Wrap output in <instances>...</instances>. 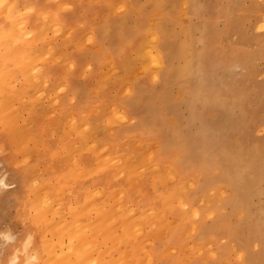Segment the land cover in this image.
<instances>
[{
    "label": "bare ground",
    "instance_id": "bare-ground-1",
    "mask_svg": "<svg viewBox=\"0 0 264 264\" xmlns=\"http://www.w3.org/2000/svg\"><path fill=\"white\" fill-rule=\"evenodd\" d=\"M128 1L138 11L135 17H117L118 0L89 2V16L80 12L85 0H20L22 6L0 0V138L5 143L0 180L9 174L15 183L0 195V230L8 227L19 239L34 233L41 256L69 255L59 264H131L136 258L126 259V252L148 259L149 251L164 254L170 246L182 251L179 240L192 238L204 251L207 240L234 234L217 201L226 202L229 195L201 156V135L198 139L199 134L182 128V121L168 120L160 91L152 85L157 77L150 68L159 50L147 44V13L175 0ZM92 23L104 45L102 56L84 47ZM163 23L157 26L159 49L166 50L160 79L169 84L175 72L195 75L194 91L205 68L194 57L175 66ZM72 83L77 94L95 99L70 110L66 92ZM224 94L219 99L226 102ZM127 100L140 123L121 129L126 117L121 106ZM209 127H202L204 133ZM38 154L48 158L41 168ZM22 162L34 163L32 168L43 174L59 173L57 183L28 173ZM236 198V204L245 199L242 192ZM212 213L216 216L207 223ZM47 223L49 235L40 230ZM113 253L125 260L109 261Z\"/></svg>",
    "mask_w": 264,
    "mask_h": 264
},
{
    "label": "rangeland",
    "instance_id": "rangeland-1",
    "mask_svg": "<svg viewBox=\"0 0 264 264\" xmlns=\"http://www.w3.org/2000/svg\"><path fill=\"white\" fill-rule=\"evenodd\" d=\"M183 1L185 2L175 0L160 11L154 6L147 13L146 22L151 35L147 44L150 49L153 47L159 50L158 59L150 68L154 77H157L152 85L160 91L161 104L166 107V112L168 109V120L182 121L180 125L188 134L196 132L199 134L198 139L201 135V156L210 162L211 175L222 180V193L229 195L226 202L219 199L217 201L230 218L228 221L234 234L232 237L219 234L210 241L204 239L208 241L204 251H200L201 244L192 238L186 243L179 240L182 251H175L177 249L170 246L172 250L164 254L149 251L148 259L137 251L126 252L123 256L130 260L136 258V262L132 260L131 264H264V0ZM17 2L22 6L20 0ZM85 2L80 12L89 16L88 3L99 5L102 0ZM116 11L117 17L138 15V11L131 7L128 0H118ZM162 20L164 27L169 30L171 48L177 56L175 66L180 67L185 57H194L200 63L199 66L205 68L194 91L192 87L199 80L195 75L175 72L174 80L169 84L160 79L166 52L162 47L159 49L162 35L157 26ZM95 23L91 25V33L84 47L102 56L104 45L96 36L98 29ZM233 92L236 93L234 98ZM164 93L169 95L166 94L163 98ZM221 93H225L226 102L219 99ZM206 94L210 96L208 100L203 99ZM204 103L205 106H202ZM202 127H209L211 131L204 133ZM0 143L1 155L5 146L1 138ZM22 164L28 173L46 177L41 171L32 168L34 163L29 167L24 162ZM2 165L0 161V168ZM2 172L5 173L4 169ZM201 173L203 175V171ZM6 175L8 185L14 187L15 183L9 179V174ZM240 192L245 199L236 204L235 200ZM59 211L61 214L65 213L63 208ZM212 215L205 219L207 223L214 220L216 215ZM49 229L47 223L40 230L49 235ZM52 236L56 237L54 232ZM95 241L94 236L93 242ZM65 255L51 252L45 257L41 256V260H44L43 264H59L57 262L68 258L69 255ZM70 255L74 258L73 254ZM117 256L122 257L113 253L107 259L111 262L125 260L115 259ZM77 259H80V254H76L75 260Z\"/></svg>",
    "mask_w": 264,
    "mask_h": 264
},
{
    "label": "clouds",
    "instance_id": "clouds-1",
    "mask_svg": "<svg viewBox=\"0 0 264 264\" xmlns=\"http://www.w3.org/2000/svg\"><path fill=\"white\" fill-rule=\"evenodd\" d=\"M10 187L5 180H0V195ZM0 264H42L36 235L27 232L19 239L8 227L0 230Z\"/></svg>",
    "mask_w": 264,
    "mask_h": 264
},
{
    "label": "crops",
    "instance_id": "crops-1",
    "mask_svg": "<svg viewBox=\"0 0 264 264\" xmlns=\"http://www.w3.org/2000/svg\"><path fill=\"white\" fill-rule=\"evenodd\" d=\"M67 93H68V97H69L68 107H69L70 110H76V108H77V102H82V101H86V100L92 102L95 99L89 93L84 94L83 96H81L79 93L77 94L76 87H75V84L74 83H72V85L70 86L69 91H67L66 94ZM72 94L73 95H76L73 100L70 99V96ZM71 101H73V102H71ZM121 107H122L121 108L122 111L120 113L123 116H126V117H124L122 120H120L121 122L119 123V128L124 129V128H126V126L127 127H129V126H133L134 127L138 123H140L139 122V118L137 117V114L135 112H132V109L134 110L133 104H131L130 102H128V100L127 101H123ZM134 124H136V125H134ZM116 138H118V137H116ZM116 142H119V140L116 139ZM47 163H48V158H45L43 156L41 157V154H38V159H37L36 165L41 168V167H43ZM44 175H46L45 178L49 180V182L51 183V185L53 183H57L58 178H59V173H56L55 171H52V172H50L48 174H44Z\"/></svg>",
    "mask_w": 264,
    "mask_h": 264
}]
</instances>
